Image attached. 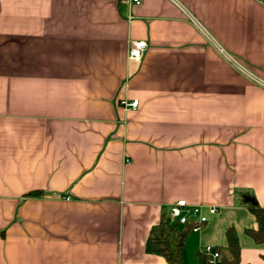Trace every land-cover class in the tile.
<instances>
[{
    "label": "crops",
    "instance_id": "0c3cea01",
    "mask_svg": "<svg viewBox=\"0 0 264 264\" xmlns=\"http://www.w3.org/2000/svg\"><path fill=\"white\" fill-rule=\"evenodd\" d=\"M247 199L264 211V0H0V264H168L147 244L178 200L207 217L184 264L229 227L264 264Z\"/></svg>",
    "mask_w": 264,
    "mask_h": 264
},
{
    "label": "trees",
    "instance_id": "16d2710c",
    "mask_svg": "<svg viewBox=\"0 0 264 264\" xmlns=\"http://www.w3.org/2000/svg\"><path fill=\"white\" fill-rule=\"evenodd\" d=\"M27 196H41L42 192L35 190L28 192ZM249 212L254 216L257 227L255 229H245V234L257 245L264 247V211L257 204H249ZM192 230V224L183 225L182 229L177 228V224L170 225L162 220L158 226L150 232L147 244V251L162 256L168 264H184L181 252L186 235ZM226 246L217 248L222 264H241L240 248L237 235L233 228L229 227L225 231ZM264 261V254L261 255ZM198 264H205L204 257L199 254Z\"/></svg>",
    "mask_w": 264,
    "mask_h": 264
},
{
    "label": "built area",
    "instance_id": "2783aa9c",
    "mask_svg": "<svg viewBox=\"0 0 264 264\" xmlns=\"http://www.w3.org/2000/svg\"><path fill=\"white\" fill-rule=\"evenodd\" d=\"M128 3L138 4L139 0H125ZM146 48V44L143 41H132L129 42V52H128V59L130 60H138L143 51ZM240 71H243L248 77L253 79L252 76L248 75L247 72L237 67ZM123 108L125 109H135L137 106V100L132 101H122L121 102ZM186 203L184 200H178L173 203L169 208V221L170 225L177 224V225H185L188 223H192V230H197L200 228L202 224L207 221V217L203 215L202 209L203 206H194L189 213L184 212V208ZM216 212L215 208L209 207L207 208V213L212 215ZM200 254L204 257L205 264H222V258L219 251L216 248L211 246H205L200 250Z\"/></svg>",
    "mask_w": 264,
    "mask_h": 264
},
{
    "label": "water",
    "instance_id": "95a60500",
    "mask_svg": "<svg viewBox=\"0 0 264 264\" xmlns=\"http://www.w3.org/2000/svg\"><path fill=\"white\" fill-rule=\"evenodd\" d=\"M247 200L250 202V204H253V201L251 199H247Z\"/></svg>",
    "mask_w": 264,
    "mask_h": 264
}]
</instances>
